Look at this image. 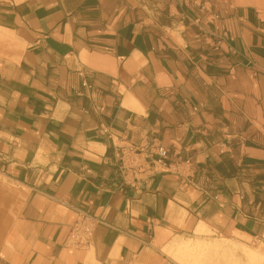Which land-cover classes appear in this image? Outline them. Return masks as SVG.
<instances>
[{"label": "crops", "instance_id": "0c3cea01", "mask_svg": "<svg viewBox=\"0 0 264 264\" xmlns=\"http://www.w3.org/2000/svg\"><path fill=\"white\" fill-rule=\"evenodd\" d=\"M153 139L195 183L123 181L115 145ZM224 241L264 243V0H0V264H224Z\"/></svg>", "mask_w": 264, "mask_h": 264}, {"label": "built area", "instance_id": "2783aa9c", "mask_svg": "<svg viewBox=\"0 0 264 264\" xmlns=\"http://www.w3.org/2000/svg\"><path fill=\"white\" fill-rule=\"evenodd\" d=\"M115 147L125 183L142 182L156 173L159 166L178 174L184 180V184L189 181L195 183L197 170L193 159L182 155L174 158L171 149L162 145L158 139L143 144L125 141L116 144ZM100 222L99 218L91 214L81 213L71 229L69 243L75 246L87 245L93 236L95 226Z\"/></svg>", "mask_w": 264, "mask_h": 264}, {"label": "rangeland", "instance_id": "374dc122", "mask_svg": "<svg viewBox=\"0 0 264 264\" xmlns=\"http://www.w3.org/2000/svg\"><path fill=\"white\" fill-rule=\"evenodd\" d=\"M200 251H205V246L199 244L190 246L186 244L180 255L177 253L179 255V259L177 257V260L186 263L190 261V255L193 252L195 264H203L205 259L202 257ZM195 254H197V257H195ZM224 259L228 264H264V243L260 242L250 247L240 248L236 244L224 241Z\"/></svg>", "mask_w": 264, "mask_h": 264}, {"label": "bare ground", "instance_id": "6f19581e", "mask_svg": "<svg viewBox=\"0 0 264 264\" xmlns=\"http://www.w3.org/2000/svg\"><path fill=\"white\" fill-rule=\"evenodd\" d=\"M226 260L224 259V264H228L227 262H225Z\"/></svg>", "mask_w": 264, "mask_h": 264}]
</instances>
